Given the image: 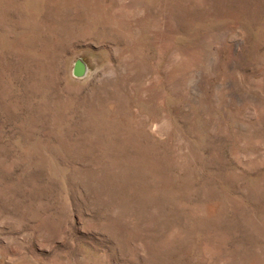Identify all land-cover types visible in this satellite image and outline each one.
<instances>
[{
    "label": "rangeland",
    "instance_id": "374dc122",
    "mask_svg": "<svg viewBox=\"0 0 264 264\" xmlns=\"http://www.w3.org/2000/svg\"><path fill=\"white\" fill-rule=\"evenodd\" d=\"M0 264H264V0H0Z\"/></svg>",
    "mask_w": 264,
    "mask_h": 264
},
{
    "label": "bare ground",
    "instance_id": "6f19581e",
    "mask_svg": "<svg viewBox=\"0 0 264 264\" xmlns=\"http://www.w3.org/2000/svg\"><path fill=\"white\" fill-rule=\"evenodd\" d=\"M197 59L195 55H190L183 63L177 68L178 73L186 71V68L193 66L196 63Z\"/></svg>",
    "mask_w": 264,
    "mask_h": 264
}]
</instances>
